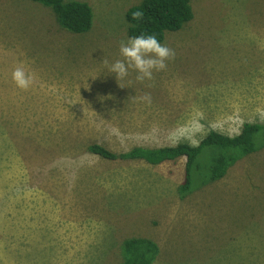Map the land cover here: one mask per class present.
<instances>
[{
	"label": "rangeland",
	"instance_id": "obj_1",
	"mask_svg": "<svg viewBox=\"0 0 264 264\" xmlns=\"http://www.w3.org/2000/svg\"><path fill=\"white\" fill-rule=\"evenodd\" d=\"M82 1L92 26L76 34L39 2L0 0V264H116L129 237L157 244L152 264H264V145L183 197L184 157L87 150L196 145L263 123L264 0H189L193 18L160 42L174 58L143 82L102 63L119 58L125 11L142 0ZM19 65L27 90L11 80Z\"/></svg>",
	"mask_w": 264,
	"mask_h": 264
},
{
	"label": "trees",
	"instance_id": "obj_2",
	"mask_svg": "<svg viewBox=\"0 0 264 264\" xmlns=\"http://www.w3.org/2000/svg\"><path fill=\"white\" fill-rule=\"evenodd\" d=\"M52 9L61 28L72 33H84L92 26L93 11L82 0H32ZM142 13L139 19L133 14ZM128 24L127 35L141 32L154 33L162 42L166 31H176L193 18L189 0H142L130 6L124 14ZM264 122L243 123L240 132L228 136L210 130L196 145L179 142L172 146H134L125 152L113 151L105 145L93 142L87 150L102 159L140 160L150 165H159L185 158L184 178L177 191L183 197L198 185L223 177L227 169L243 156L264 145ZM121 260L116 264H152L158 254L157 244L145 237H129L120 243Z\"/></svg>",
	"mask_w": 264,
	"mask_h": 264
},
{
	"label": "clouds",
	"instance_id": "obj_3",
	"mask_svg": "<svg viewBox=\"0 0 264 264\" xmlns=\"http://www.w3.org/2000/svg\"><path fill=\"white\" fill-rule=\"evenodd\" d=\"M142 13L133 14V19H139ZM119 58L111 61L102 60L106 66L107 74H114L116 82L124 80L130 73H135L138 82L151 81L154 72L163 71L166 61L174 58L172 49L161 44L154 33L141 32L127 36L118 47ZM11 80L14 86L20 90H27L33 83V75L19 65L11 72ZM123 87L122 85H120ZM145 104L151 103V96L145 93L139 97Z\"/></svg>",
	"mask_w": 264,
	"mask_h": 264
}]
</instances>
